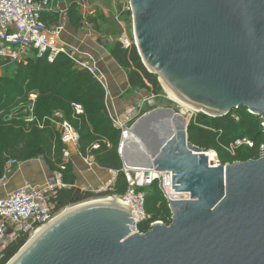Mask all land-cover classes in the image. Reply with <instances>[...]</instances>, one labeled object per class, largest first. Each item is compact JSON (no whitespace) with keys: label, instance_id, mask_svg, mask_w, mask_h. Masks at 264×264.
<instances>
[{"label":"water","instance_id":"95a60500","mask_svg":"<svg viewBox=\"0 0 264 264\" xmlns=\"http://www.w3.org/2000/svg\"><path fill=\"white\" fill-rule=\"evenodd\" d=\"M128 1L141 62L170 92L212 117L245 107L264 120V0ZM188 121L157 107L119 144L125 167L171 171V189L189 192L169 200V223L130 234L127 202L81 201L5 264H264V145L214 166Z\"/></svg>","mask_w":264,"mask_h":264},{"label":"trees","instance_id":"16d2710c","mask_svg":"<svg viewBox=\"0 0 264 264\" xmlns=\"http://www.w3.org/2000/svg\"><path fill=\"white\" fill-rule=\"evenodd\" d=\"M75 14V9L72 8L70 15L72 21L76 20L77 23L78 17ZM119 15L122 21L130 24V10L120 11ZM94 18L89 17L90 20ZM96 27H99L98 24ZM109 50L127 73L129 92L151 88L154 94L159 96L157 94L161 93L162 89L157 76L145 68L135 45L124 48L118 40H115L109 46ZM29 91H36L38 94L36 116L40 119L51 118L59 112L68 118L79 131L81 154L86 155L90 151L99 166L116 169L118 173L112 193H124L127 185L116 150L119 130L108 115L105 90L88 70L77 67L64 54L57 55L52 62H49L45 56L36 57L31 54L26 63L13 62L3 67L0 75V177L9 158L23 161L41 157L51 172L60 164H65L64 181L74 183L76 180L71 165L62 159L64 145L54 124L45 121L44 126L39 128L24 121V113L17 105L25 101ZM73 102H79L84 107V114L74 119L71 107ZM10 113H18L21 119L7 120L6 116ZM233 113L239 116L238 120L234 119ZM261 121L258 115L249 113L245 107L232 109L228 114L217 117L199 112L188 122V141L205 149L220 150V147H227L236 138L249 137L254 143L253 147L244 145L237 148L236 157L241 161L257 158L261 152L260 141L264 140ZM107 142L112 143L110 148L106 146ZM94 143L99 144L98 149H91ZM220 157L221 163L224 164L233 156L226 152L221 153ZM105 194L107 192L103 193ZM96 196L91 190L62 188L56 197L57 207ZM145 207L149 219L139 225L141 230L147 229L149 223L156 220L170 222L171 211L157 182L146 188ZM25 240L26 238L23 237L9 245L0 264H5Z\"/></svg>","mask_w":264,"mask_h":264},{"label":"built area","instance_id":"2783aa9c","mask_svg":"<svg viewBox=\"0 0 264 264\" xmlns=\"http://www.w3.org/2000/svg\"><path fill=\"white\" fill-rule=\"evenodd\" d=\"M75 2L80 13V20L84 26L90 28L91 22L89 21V17L94 15V9L91 8L88 0H75ZM50 3L51 0H0V72L3 71V67L6 64L13 62L26 63L31 54L36 57L45 56L49 62H52L57 55L64 54L76 66L88 70L103 86L108 115L112 123L119 130L116 150L127 188L122 194L112 193L118 171L111 168H106L109 178L96 188H92L88 184L80 187L76 184V181L68 183L64 181L63 171L66 169L65 164H60L41 183L29 180L24 181L5 197H0V262L5 257L6 248L9 245L23 237L26 238V242L37 229L65 208L73 205L68 204L63 207H57L56 197L58 191L62 188L75 187L79 190H91L97 195L84 201L116 196L120 200L127 202L133 221V224H129L130 234L145 232L150 229L154 222L161 221L150 222L148 228L145 230H141L139 227L142 222L149 219L145 207L146 188L152 185L153 182L158 183L168 206L169 200L189 199L190 197L189 192L171 189V171L124 166L119 152L120 140L134 122L145 112L136 117L134 106L126 107L120 113L115 110L113 105L112 107L110 106L108 103L109 92L106 78L99 69L97 60L89 53H81L78 48L62 40L63 22L48 25L43 19L42 15L49 8ZM125 10H130L128 0H122L120 11ZM120 11L115 15V19L119 22L121 28L117 40L124 48H128L132 44L134 45L133 31L132 29L128 30L125 23L120 19ZM154 96L156 95L152 94L148 100L151 102L150 99L154 98ZM37 98L38 94L36 91H29L25 101L18 106L21 107V111L24 113L23 119L26 124L32 123L42 128L40 119L35 114ZM169 100L171 99L169 98ZM71 107L73 118L84 114V107L81 103L73 102ZM233 116L235 120L239 119L237 114ZM55 117L58 118H54L53 122L59 131L60 140L64 145L62 152L63 161L68 162L72 153L75 152L83 158L87 168L92 169L96 164L95 157L90 151L86 155L81 154L78 129L68 118L63 117L62 114L57 112L55 113ZM261 120V125H263V118ZM244 145L253 147L254 143L249 137H240L231 142L226 149L230 153H233L235 149ZM106 146L110 148L112 144L107 142ZM98 147L99 144L94 143L91 149H98ZM213 156L216 157L217 155L213 153ZM210 161L214 166L219 164V161L214 158ZM19 162L20 160L16 158H9L7 160L4 165V172L0 177V187L5 186L9 172ZM106 192L107 194L103 195Z\"/></svg>","mask_w":264,"mask_h":264},{"label":"crops","instance_id":"0c3cea01","mask_svg":"<svg viewBox=\"0 0 264 264\" xmlns=\"http://www.w3.org/2000/svg\"><path fill=\"white\" fill-rule=\"evenodd\" d=\"M88 3L95 11L91 16L95 18L89 19L90 28L79 20L80 13L75 0H51L49 8L42 16L48 25L63 22L62 40L78 48L81 53H89L97 60V65L106 78L108 103L120 113L133 96L129 92L125 69L114 59L107 45L112 44L114 39L117 40L120 32V24L115 19V15L120 11L122 0H88ZM72 8L75 9V16L78 17L77 23L76 20L74 21L75 24L70 15ZM68 162L72 173L76 176V184L80 187L88 184L96 188L109 178L106 168L95 164L92 169H88L83 158L75 152ZM50 173L51 170L41 157L20 160L19 164L9 172L5 186L0 187V197H5L26 180L41 183Z\"/></svg>","mask_w":264,"mask_h":264},{"label":"rangeland","instance_id":"374dc122","mask_svg":"<svg viewBox=\"0 0 264 264\" xmlns=\"http://www.w3.org/2000/svg\"><path fill=\"white\" fill-rule=\"evenodd\" d=\"M125 25H126V28L127 29H132V17H131V22H130V24L128 25V24H126L125 23ZM115 41V39L113 40V42ZM112 42V43H113ZM111 44H108L107 46H108V48H109V46H110ZM78 67V66H77ZM82 68V67H81ZM2 74V72H0V75ZM159 85H160V87H161V89H162V92L160 93L159 92V96H154V98H152V99H150L151 100V102L148 100V98L152 95V94H154V91L150 88L149 90L148 89H139V90H134V91H130V94L133 96V97H131V99L128 101V102H130V103H128L127 105H126V107H130V106H134V108H135V116L137 117V116H140L142 113H144V112H147V111H150V110H152V109H154V108H157V106H159V107H168V108H171V109H173V110H175V111H177V112H180V107H179V105L177 104V103H175V102H173V101H171V100H169V98H168V95H167V93L164 91V89H163V87L161 86V84H160V82H159ZM138 102H140V104H138ZM17 107H18V105H17ZM125 107V108H126ZM1 113V112H0ZM57 113V112H56ZM59 113V112H58ZM199 112L198 111H189V112H186V113H184V116L186 117V118H188V120H190L192 117H196V115L198 114ZM203 113V112H202ZM233 115H236V113H233ZM63 117H64V115H62ZM21 116L20 115H18V113H10L8 116H6V119L7 120H11V119H21L20 118ZM234 117V116H233ZM55 118V114L51 117V118H47V117H43V118H39L40 119V124H42V127L44 126V122L45 121H48L49 123H51V124H54V122H53V119ZM74 119V118H73ZM189 122V121H188ZM54 126H55V124H54ZM112 144V143H111ZM260 147H262L263 145H264V140H261L260 141ZM198 147H200V146H198ZM200 148H202V147H200ZM203 150H205L206 152H211V153H215L217 156L216 157H214L213 156V158L215 159V160H218L219 161V164H221V157H220V154L221 153H226V152H228V153H230L227 149H226V147H220V150L218 149V150H215L214 148H209V149H205V148H202ZM236 154H237V150L235 149L234 150V152L233 153H230V155H231V157L232 158H230L229 159V161L228 162H225V163H233V162H236V161H241V160H238V158L236 157ZM94 156V155H93ZM224 163V164H225ZM96 165H97V163H96ZM76 189H78V188H76ZM171 217V216H170ZM169 217V218H170ZM171 220V219H170ZM162 222V221H161Z\"/></svg>","mask_w":264,"mask_h":264},{"label":"bare ground","instance_id":"6f19581e","mask_svg":"<svg viewBox=\"0 0 264 264\" xmlns=\"http://www.w3.org/2000/svg\"><path fill=\"white\" fill-rule=\"evenodd\" d=\"M160 83L164 89V91L167 93L168 97L175 103H177L180 107V114L182 116H184V113L186 112H189V111H196L197 110V107H194L190 104H188L187 102L183 101L182 99H180L179 97H177L176 95H174L172 92H170L166 87L165 85L163 84V82L161 81L160 79ZM185 117V116H184ZM187 119V118H186ZM207 155L209 157L210 160L213 159V153H211L210 151L207 152ZM109 198H115V199H119L118 197H109ZM120 200V199H119ZM34 234V233H33ZM32 234V235H33Z\"/></svg>","mask_w":264,"mask_h":264}]
</instances>
